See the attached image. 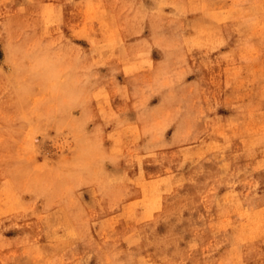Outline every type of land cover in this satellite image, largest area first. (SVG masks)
<instances>
[{
	"label": "rangeland",
	"instance_id": "1",
	"mask_svg": "<svg viewBox=\"0 0 264 264\" xmlns=\"http://www.w3.org/2000/svg\"><path fill=\"white\" fill-rule=\"evenodd\" d=\"M0 264H264V0H0Z\"/></svg>",
	"mask_w": 264,
	"mask_h": 264
}]
</instances>
